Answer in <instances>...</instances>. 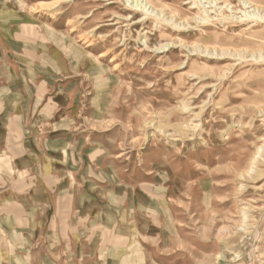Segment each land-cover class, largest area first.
Here are the masks:
<instances>
[{
  "label": "rangeland",
  "instance_id": "1",
  "mask_svg": "<svg viewBox=\"0 0 264 264\" xmlns=\"http://www.w3.org/2000/svg\"><path fill=\"white\" fill-rule=\"evenodd\" d=\"M0 80L81 164L83 264H264V0H0Z\"/></svg>",
  "mask_w": 264,
  "mask_h": 264
},
{
  "label": "crops",
  "instance_id": "2",
  "mask_svg": "<svg viewBox=\"0 0 264 264\" xmlns=\"http://www.w3.org/2000/svg\"><path fill=\"white\" fill-rule=\"evenodd\" d=\"M8 85L0 94V264L7 252L15 264H83L85 246L96 252L102 232L96 213L86 223L91 206L79 186L81 164L32 161L31 138L46 134L31 128L34 99L20 97L15 80H0V93Z\"/></svg>",
  "mask_w": 264,
  "mask_h": 264
},
{
  "label": "bare ground",
  "instance_id": "3",
  "mask_svg": "<svg viewBox=\"0 0 264 264\" xmlns=\"http://www.w3.org/2000/svg\"><path fill=\"white\" fill-rule=\"evenodd\" d=\"M135 1H138V0H135ZM216 2V1H215ZM208 3V2H207ZM244 3V2H243ZM246 3H248V2H246ZM211 4V3H210ZM52 5V4H51ZM247 5V4H246ZM141 7V6H140ZM255 9V8H254ZM161 10V9H160ZM160 10H157V11H159V12H161ZM259 10V9H258ZM153 11V10H152ZM155 11V10H154ZM207 12V11H206ZM156 13V12H155ZM157 14V13H156ZM168 14V13H167ZM251 14V13H250ZM143 15H145V14H143ZM158 15H160V13L158 14ZM165 15V14H164ZM205 15V14H204ZM208 15V14H207ZM262 15V14H261ZM147 16H149V15H147ZM156 16V15H155ZM222 16V15H221ZM224 16V15H223ZM247 16V15H246ZM152 17V16H151ZM157 17V16H156ZM175 14H171V15H167V22H169V23H171L174 27H180V28H182V29H184V21H179V22H177L176 21V19H175ZM194 17V16H193ZM255 17V16H254ZM166 18L164 19V20H166ZM177 18V17H176ZM204 18V17H203ZM211 18V17H210ZM253 18V17H252ZM256 18V17H255ZM155 19V18H154ZM153 19V20H154ZM205 19V18H204ZM215 19V18H214ZM240 19V18H239ZM258 19V18H257ZM143 20V19H142ZM161 20V19H160ZM261 20V19H260ZM202 21V20H201ZM201 21L199 22V23H201ZM204 21H207V20H204ZM155 22V21H154ZM161 23V22H160ZM196 23V22H195ZM209 23V22H208ZM166 24V23H165ZM168 25V24H167ZM171 25V26H172ZM170 27V26H169ZM158 29V28H157ZM182 35V34H181ZM198 45V44H197ZM152 46V45H151ZM160 46V45H159ZM164 47H166V45H164ZM146 48V47H145ZM192 52V51H191ZM227 52V51H226ZM193 53V52H192ZM256 55V54H255ZM238 56V55H237ZM252 56V55H251Z\"/></svg>",
  "mask_w": 264,
  "mask_h": 264
}]
</instances>
